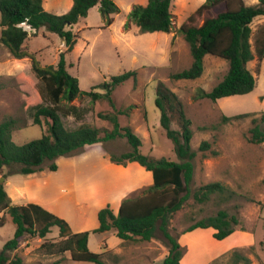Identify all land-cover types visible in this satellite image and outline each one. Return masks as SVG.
Listing matches in <instances>:
<instances>
[{
	"label": "rangeland",
	"instance_id": "rangeland-1",
	"mask_svg": "<svg viewBox=\"0 0 264 264\" xmlns=\"http://www.w3.org/2000/svg\"><path fill=\"white\" fill-rule=\"evenodd\" d=\"M113 1L119 11L113 15L111 24L106 25V18L101 14L99 6L95 5L73 25V31L78 34L73 50L66 56L67 70L77 78L83 96L71 102L62 101L63 107L76 106L79 117L75 119L73 115H61L64 125L69 128L81 123L96 127L109 126L106 121H99L95 116L97 111L110 110L109 104L104 100L92 102L83 93L112 75L137 70L135 84L132 79H128L112 94L115 107L127 110V115L120 116L119 121L143 135V154L155 159L165 157L176 160L172 142L159 125L160 115L154 102L155 81L164 82L181 99L185 114L191 121L190 146L196 152L192 189L203 183L219 181L234 191V196L225 202L212 197L207 202L197 203L190 197L174 214L170 232L182 245L180 264H234L235 253L247 257L250 264H264V142L254 144L248 140L252 119L264 112V59L260 64L256 58L247 63L256 77V84L251 92L215 101L202 98L199 96L200 91H208L227 70L225 60L207 54L204 57V71L196 79L173 80L170 74L187 68L190 64L189 49L178 27L205 0H172L173 26L169 33H141L133 23L126 25L132 7L144 5L147 0ZM243 1L246 4L258 2ZM45 6L49 7L46 1ZM263 18L264 16H260L254 20L253 30L264 22L259 23ZM24 45L28 51L35 53V58L41 65L55 63L59 52L64 48L62 40L56 34L43 30L36 36L27 38ZM99 91L103 92L101 89ZM47 102L45 84L35 77L30 59L12 57L7 47L0 42V121L7 117L18 120L12 130L14 143L23 144L40 137L41 127L33 124L34 105ZM243 113H254V116L227 121L222 119L224 115ZM172 127L178 128L175 121ZM202 140H208L211 149L217 151V154L203 157L198 151ZM100 147L109 152H121L128 148L123 139L104 143L97 149ZM85 148L58 158L55 171L47 172L42 177H34L35 181L41 183V188L29 193H32L31 200L48 204L51 206L48 207L50 212L71 225L78 222L82 215L87 216L88 212L89 216L94 215V222L98 223L96 211L88 209V205L80 200L71 187L73 179L78 182L77 189L84 187L86 179L81 173L82 169L79 168L78 174L76 170L72 174V170L67 167L68 161L84 153ZM89 163L88 159L83 163L77 161L79 166H88ZM92 165L91 163L88 167L91 168ZM145 172L149 179L150 172ZM7 180L10 181L9 185H6ZM24 180L22 174L12 173L8 167L0 169V183L9 195L14 193L13 187L23 185ZM146 188L127 194L134 197ZM28 201L29 197L24 196L16 197L12 202L22 205ZM220 209H225L229 215H235L238 219V223L233 225L232 233L226 238L215 239L212 229L185 231L191 224L203 217L215 215ZM0 217L1 249L4 242L13 236L15 227L3 211H0ZM92 230L89 231L88 238L91 251L101 253L103 239L111 247L102 257L105 264H151L162 261L168 252L167 242L159 231L150 241H126L116 247L120 239L115 234L95 233ZM46 239L55 242L59 240L57 227L52 228ZM42 242L44 240L41 238L25 235L10 254H17L23 262L30 264H94L74 261L68 252L48 253L41 247Z\"/></svg>",
	"mask_w": 264,
	"mask_h": 264
},
{
	"label": "trees",
	"instance_id": "trees-1",
	"mask_svg": "<svg viewBox=\"0 0 264 264\" xmlns=\"http://www.w3.org/2000/svg\"><path fill=\"white\" fill-rule=\"evenodd\" d=\"M45 1L49 7L45 6ZM56 1L60 0H0V42L12 57L30 59L31 70L44 82L48 99L46 104L34 105L33 124L41 127L38 138L16 144L12 141V130L18 120L7 117L0 121V169L8 167L12 173H20L25 178L42 177L57 169L56 161L60 157L90 145L123 139L127 150H105L104 158L117 165L138 163L151 173L152 184L140 195L123 199L117 213L109 205L100 208L96 215L98 226L92 232H114L122 242H144L155 238L159 231L167 242L168 252L162 261L151 264H180L182 245L170 232L174 214L190 197L197 203L207 202L212 197L225 202L234 196V191L219 181L203 183L192 189L196 152L190 146L191 121L181 99L160 80L155 81L154 102L160 115L159 125L172 142L176 160L155 159L141 152L142 136L130 125L120 123V116L127 115V110L116 108L112 96L126 80L132 79L136 83L137 70L112 75L83 93L92 102L104 100L109 104L110 110L95 112L96 119L106 121L109 126L81 123L69 128L64 125L61 115H73L76 119L78 109L74 105L63 107L62 101L71 102L83 96L77 78L67 70L66 56L73 50L78 34L73 31V25L95 5L99 6L106 25H109L119 8L113 0H70L69 7L55 5ZM171 5L172 0H147L144 5H134L126 25L133 23L141 33H169L173 26ZM209 12L211 15H207ZM260 16H264V0L254 4H246L243 0H205L178 27L191 61L187 68L171 73V79L200 77L204 71V57L209 54L225 60L228 67L215 85L208 91H200V97L215 101L251 92L256 77L247 63L256 58L260 64L264 59V22L255 30L252 27ZM41 30L56 34L62 40L64 48L53 64L41 65L35 53L25 48L27 38L36 36ZM252 115L254 113L224 115L222 119L227 121ZM174 121L178 128L172 127ZM248 133L249 142H264V112L252 119ZM198 151L203 157L217 154L208 140L200 142ZM0 211L10 217L15 227L13 236L0 249V264H30L23 262L19 255L10 254L25 235L43 239L41 247L48 253L68 252L74 261L105 264L102 257L109 252L105 243L101 253L91 251L88 247L89 231H74L66 220L37 203L13 204L2 183ZM237 223L235 215L220 209L215 215L191 224L185 231L212 229L213 237L222 240L232 233L233 225ZM262 224L264 226V217ZM53 227L58 229L59 240L56 242L46 239ZM233 261L234 264H250V260L240 253L234 254Z\"/></svg>",
	"mask_w": 264,
	"mask_h": 264
},
{
	"label": "crops",
	"instance_id": "crops-1",
	"mask_svg": "<svg viewBox=\"0 0 264 264\" xmlns=\"http://www.w3.org/2000/svg\"><path fill=\"white\" fill-rule=\"evenodd\" d=\"M70 4H71L70 0H60V1H56L55 5H60V6L65 5V7H69ZM260 20H259L260 22L259 21L257 22L259 23L263 22L264 18ZM140 135L143 138V135L142 134ZM98 146H100V144L87 146L83 150L84 153L82 154L80 153L79 156H77L79 157V160H77V157H75L72 158L73 160L71 159V161L70 160L68 161L67 167L69 168V170H72L71 173L73 174L74 170H76L75 172L76 174H78V172H80L79 168H81L82 169L81 173L86 179L84 182V187L77 189L78 182H76L75 179H73V181L71 182V187L73 188L72 190L79 195L80 200H82L84 203L88 205V209H92V211H96V215H97V211L107 204L111 206V208L115 213H117L122 200L129 197L127 193H129L130 191L134 192L144 187H149L152 184V176L150 175L149 179H147V176L149 175L145 172V169L136 162H130L125 166L108 162L104 158V152H105L104 148L100 147L97 149ZM86 159L90 160L88 166H90L91 163L93 164L91 168H89L86 165L79 166L80 164L79 165L77 164V161L83 163L85 162ZM89 171H92L93 173ZM33 182H37V181H35L33 178H25L23 185L19 187H13L14 193L10 195L8 194L9 197L13 201L15 200L16 197L24 198V196H26L29 197L28 203L29 202L37 203L48 210L49 209L48 207L51 208V206H49L48 204L45 205L42 202H36L31 200L30 195L34 191H38L39 188H41L40 187L41 183L38 182L33 183ZM9 184L10 181L7 180L6 185ZM31 191L32 193L29 194ZM88 213L87 216L85 217L84 215H82L79 221L76 222L75 224L71 225V223H69L74 231L77 232L91 231V229H94L98 226V223L96 224L94 222L95 220L94 215L89 216ZM112 234L115 233L112 232ZM102 242L103 244L105 243L106 250L110 251L111 247L107 245L105 239H103ZM121 244H122V240L120 239V242L116 245V247H118ZM102 251H104V249Z\"/></svg>",
	"mask_w": 264,
	"mask_h": 264
}]
</instances>
